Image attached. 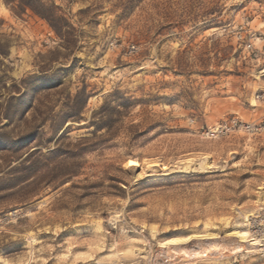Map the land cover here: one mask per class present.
Here are the masks:
<instances>
[{
  "label": "rangeland",
  "instance_id": "rangeland-1",
  "mask_svg": "<svg viewBox=\"0 0 264 264\" xmlns=\"http://www.w3.org/2000/svg\"><path fill=\"white\" fill-rule=\"evenodd\" d=\"M257 211L264 0H0V264H264Z\"/></svg>",
  "mask_w": 264,
  "mask_h": 264
},
{
  "label": "bare ground",
  "instance_id": "bare-ground-1",
  "mask_svg": "<svg viewBox=\"0 0 264 264\" xmlns=\"http://www.w3.org/2000/svg\"><path fill=\"white\" fill-rule=\"evenodd\" d=\"M145 161H146V159H145ZM145 161H143V162H145ZM187 161H188V159H187ZM204 161L206 162V160H204ZM183 162H184V160H183ZM201 163H203V162H201ZM147 164L150 165V164H152V162L149 161L148 163H146V165ZM138 165H139L138 160L129 159L127 161V166H133V167H135V166H138ZM191 165H190V167H191ZM208 165H209V163H208ZM201 166H202L201 168H204V166L202 164H201ZM165 167L166 166H164V168ZM146 168H148V167H146ZM183 168L185 169V167H183ZM258 213H259V211H257L256 213L244 214V226L239 225V226H236V227H234V228H232V229H230L228 231V235L232 236L236 240V243L234 244V246H236L237 244H240L241 245L240 247L243 250H245V246H243V245L245 243H249L250 244V246H248V248H250V249H246L245 250V255L248 254V253H256L258 251H261L262 253H264V247H263L264 246V243H262V240L259 238V236H257L256 233H254L253 230L251 229L252 228V225H253V219H254V217ZM251 236L253 238H249ZM212 238H215V232L213 233V232H210L208 230H205L204 232L194 231V232H191V233H188V234L173 235V236H170V237L163 238L162 240H160L158 242V246L161 247V248H166V249L176 250V251H183L186 248L189 249V250H193V248H191V249L188 248V245L191 242H193L194 240H207V239H212ZM216 245L217 244H215L214 246L216 247ZM127 251L130 252V253H133L134 252V250L131 249V248L130 249H127Z\"/></svg>",
  "mask_w": 264,
  "mask_h": 264
},
{
  "label": "built area",
  "instance_id": "built-area-1",
  "mask_svg": "<svg viewBox=\"0 0 264 264\" xmlns=\"http://www.w3.org/2000/svg\"><path fill=\"white\" fill-rule=\"evenodd\" d=\"M251 229L257 236H259L262 243H264V211H259V213L254 217Z\"/></svg>",
  "mask_w": 264,
  "mask_h": 264
},
{
  "label": "trees",
  "instance_id": "trees-1",
  "mask_svg": "<svg viewBox=\"0 0 264 264\" xmlns=\"http://www.w3.org/2000/svg\"><path fill=\"white\" fill-rule=\"evenodd\" d=\"M49 14L46 15V14H43V13H40L38 11H36L40 16H42L43 18H46L53 26V28L56 30L57 33H61V29L56 25V15H55V8L50 6V8H47L46 9ZM58 20H64L63 18H58Z\"/></svg>",
  "mask_w": 264,
  "mask_h": 264
}]
</instances>
